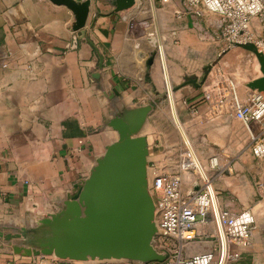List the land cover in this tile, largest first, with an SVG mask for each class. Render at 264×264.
Instances as JSON below:
<instances>
[{"label":"crops","instance_id":"0c3cea01","mask_svg":"<svg viewBox=\"0 0 264 264\" xmlns=\"http://www.w3.org/2000/svg\"><path fill=\"white\" fill-rule=\"evenodd\" d=\"M111 2L91 0L87 26L74 31L75 17L65 6L49 0H0V228L16 229L61 204L118 139V133L108 128L111 119L130 109H158L164 81L171 83V115L184 138L191 141L183 124L191 111L197 108L198 120L203 117L204 81L190 72V64L175 63L167 57L164 45L161 62L155 58L151 69L146 67L151 55L157 54L154 48L162 49L158 42L148 49L144 46L158 36L150 21L160 22L159 14L144 10L141 0L134 8L116 13ZM173 9L182 16L177 17ZM159 10L169 24L165 32L174 26L176 34L180 24L186 32L195 21L202 30L206 28L181 0H169ZM227 55L223 61L232 62L234 54ZM259 78L261 71L252 80ZM194 79L199 85L189 83ZM217 120L232 139L230 146L204 155L191 141L193 155L211 177L215 170L209 169L207 156L239 158L235 169H245V186L227 188L226 198L220 196L225 188H214L219 205L233 214L247 207L256 209L251 246L240 250L236 264H264V200L255 192V185L264 182V160L252 156L249 134L241 122L234 130L233 117ZM148 122L145 135L151 162ZM156 169L154 173L162 172ZM183 177L192 178L188 173ZM199 252L203 251L198 244L189 248L190 254ZM13 260L12 254L0 249V264Z\"/></svg>","mask_w":264,"mask_h":264},{"label":"water","instance_id":"95a60500","mask_svg":"<svg viewBox=\"0 0 264 264\" xmlns=\"http://www.w3.org/2000/svg\"><path fill=\"white\" fill-rule=\"evenodd\" d=\"M49 1L73 13L74 31L87 26L91 0ZM139 1L112 0L111 4L119 13L134 8ZM256 52L263 78L252 83V87L264 91V56ZM154 60L155 54L146 62L147 69H151ZM208 70L205 69L204 77ZM189 83L199 85L195 79ZM152 111L151 106H145L112 118L108 128L118 133V139L107 146L90 175L80 180L46 216L9 231L0 228V249L8 248L16 256H54L82 262L165 261L166 255L159 254L153 246L159 229L149 191L150 151L145 135ZM33 234L35 248L16 244Z\"/></svg>","mask_w":264,"mask_h":264},{"label":"built area","instance_id":"2783aa9c","mask_svg":"<svg viewBox=\"0 0 264 264\" xmlns=\"http://www.w3.org/2000/svg\"><path fill=\"white\" fill-rule=\"evenodd\" d=\"M186 11L196 18L202 9L220 17V40L229 51L233 47L253 41V23L264 30V0H181ZM181 17V11H175ZM264 56V38L255 42ZM209 79V80H208ZM203 82L200 100L206 120H217L225 115L239 120L249 134L250 150L255 159L264 160V91L253 90L244 101L232 77L219 73L209 75ZM169 93V92H168ZM198 109L191 111L197 115ZM255 126V127H254ZM191 156L185 153L176 173H154L149 191L152 196L159 229L154 248L166 255L163 262L132 261H74L56 257H41L38 264H229L241 258L240 250L251 246L252 228L256 217L251 209L233 214L222 208L209 178L197 174ZM209 167L220 170V160L214 156ZM180 170V171H179ZM180 172L188 173L193 182L184 183ZM200 182V183H199ZM196 183L197 188H195ZM190 186L192 193L185 194ZM257 197L264 200V182L255 185ZM211 239V241H208ZM207 240V241H205ZM191 244L212 245V250L189 253Z\"/></svg>","mask_w":264,"mask_h":264},{"label":"rangeland","instance_id":"374dc122","mask_svg":"<svg viewBox=\"0 0 264 264\" xmlns=\"http://www.w3.org/2000/svg\"><path fill=\"white\" fill-rule=\"evenodd\" d=\"M168 2L167 0H161V2L156 3L154 0L156 6L155 12L159 14L158 18L160 22L157 20L150 22H153L151 24L152 31L155 33L158 31L159 32L158 36H156V40L153 39L152 41H147L145 43L146 45L144 44L145 49L153 46V42L155 43L157 40H160V33L165 42V52L167 57H172V60L178 65L185 64L186 62L190 64V72H194L200 78V81L207 80L211 73L212 75L223 73L232 77L235 81L241 98L245 101L249 94L256 89L252 87V83L255 82L252 79L255 77V75L260 73L255 42L264 38V30H261V26L257 22L253 23L252 28L254 36L251 43L233 47L229 51L225 52L224 50L227 46L219 38L221 24L220 17L219 15L213 14L206 9L201 10L202 15L198 18L206 25L204 30H202L200 25L197 24V21H195V25L186 32H184L185 30H183L182 27H180L181 24L177 28L176 34H174V26L171 28V30L168 29L165 32V24L167 25L168 23L163 20L161 15L163 11L160 12L159 9L164 7V4H167ZM139 6L145 8L144 10L149 11L150 7L147 0H141V4ZM173 10L175 11V9ZM142 17L145 21H147V15L143 14ZM179 22L180 21H175V23ZM250 44L253 45V48L249 46ZM154 49L157 52V54H155V58L161 62L160 54L164 56V48L162 47V49H159V51L157 47ZM232 54H234L233 58L231 59L232 62L226 63V61H223L225 59V55H227L226 58H229V56L232 57ZM150 55L151 54H148L146 57L148 58ZM206 68H209V70L206 77H204ZM164 88L165 93L160 95L161 103H159V108L152 111L148 118L149 137L153 151V160L150 162L149 166L151 169V181L154 176L153 169H156V167L161 168L162 172L176 173L182 160V156L185 153L182 135L171 115V104L169 102V93L167 91L165 81ZM176 108L178 110L177 105ZM199 116L200 114L195 116L191 115L188 117L186 122L183 121V124L185 125L186 133L189 139L201 154L206 155L209 152H213V154H215L218 153V149L223 148L225 145L230 146L232 139L227 136V133L225 134V129L218 120H206L204 117H202L200 118V122L198 120ZM234 120L236 123L234 125L235 128L233 129L235 130L239 128L238 124H240V121L237 119ZM112 139H117V134H115ZM210 159L211 158L209 156L206 157V163L208 167ZM219 160L221 166L220 170H215L212 177L209 173L208 176L215 188H225L224 190H226V192H222V195L220 196L226 198L229 197V194L227 193L229 189L227 188H232L233 186L242 188L245 186L246 171L243 167L242 169L239 168V166L237 169H235V165H237L239 158L221 157ZM180 173L182 176L185 174L183 172ZM184 192L185 194L192 193L191 187L185 186ZM245 209H251L254 213H256V209L253 206L244 208V210ZM35 225L36 224H34V226ZM29 236L30 237L28 238L17 240L16 244L35 248L37 245L35 235L33 234V236ZM208 241H211V239H208ZM201 247L203 252L212 250L213 248L212 245L207 244L202 245ZM4 249L1 251L14 256V260L9 264H38L39 258L51 257L16 256L11 253L8 248L7 250ZM231 263L236 264L237 262Z\"/></svg>","mask_w":264,"mask_h":264},{"label":"bare ground","instance_id":"6f19581e","mask_svg":"<svg viewBox=\"0 0 264 264\" xmlns=\"http://www.w3.org/2000/svg\"><path fill=\"white\" fill-rule=\"evenodd\" d=\"M148 1V3H149V10H151V12H155V8H156V6H155V3H154V0H147ZM167 2H168V0H167ZM149 13V12H148ZM154 16V15H153ZM155 18H157V16H155ZM159 27V26H158ZM160 28V27H159ZM156 30H158V29H156ZM159 32V31H158ZM158 32H157V34H158ZM159 37H160V40H157L156 42H158V46L159 47H162V46H164L165 45V42H164V39L162 38V35H160V33H159ZM155 40H156V38H155ZM258 59V58H257ZM258 63H259V60H258ZM259 67H260V71H261V66H260V63H259ZM262 72V71H261ZM262 78H263V73H262ZM260 79V78H259ZM166 86H167V90H168V92H169V98H170V104H171V111H172V109H173V97H172V95H171V83H169L168 81L166 82ZM180 123V122H179ZM175 124H176V126L178 127V129H179V131H180V133H181V135H182V138H183V145H184V148H185V150H186V153L188 154V155H190L191 156V160H192V162H193V167L196 169V172H197V174H199V175H201L203 178H205V179H207V178H209V176H208V174H207V172H206V175H205V173L203 172V170H202V168L201 167H199V165H197V163H196V159H195V157H194V155H193V151H192V143H191V141H189L188 139H186V138H184V136H183V134H182V131H181V128L177 125V123L175 122ZM182 126V125H181ZM182 178H183V180H184V183H189V182H193V180H188V181H186L185 179H184V177L182 176ZM148 179H149V184H151V169L149 168L148 169ZM210 179V178H209ZM194 186H195V188H197V185L196 184H194ZM194 244H191L190 246H189V248L190 247H192ZM51 257H54V256H51Z\"/></svg>","mask_w":264,"mask_h":264}]
</instances>
